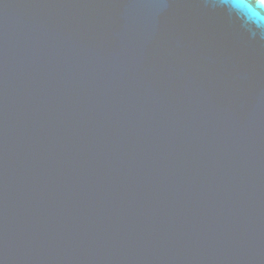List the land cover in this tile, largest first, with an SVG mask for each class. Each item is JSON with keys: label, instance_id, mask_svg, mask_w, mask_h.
<instances>
[{"label": "water", "instance_id": "1", "mask_svg": "<svg viewBox=\"0 0 264 264\" xmlns=\"http://www.w3.org/2000/svg\"><path fill=\"white\" fill-rule=\"evenodd\" d=\"M0 264H264V0H0Z\"/></svg>", "mask_w": 264, "mask_h": 264}]
</instances>
